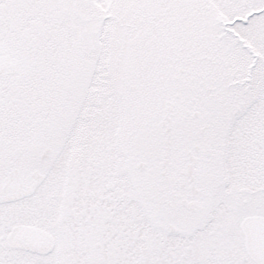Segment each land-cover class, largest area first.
<instances>
[{
    "label": "snow or ice",
    "instance_id": "obj_1",
    "mask_svg": "<svg viewBox=\"0 0 264 264\" xmlns=\"http://www.w3.org/2000/svg\"><path fill=\"white\" fill-rule=\"evenodd\" d=\"M0 264H264V0H0Z\"/></svg>",
    "mask_w": 264,
    "mask_h": 264
}]
</instances>
